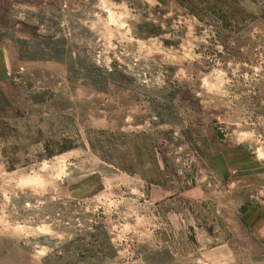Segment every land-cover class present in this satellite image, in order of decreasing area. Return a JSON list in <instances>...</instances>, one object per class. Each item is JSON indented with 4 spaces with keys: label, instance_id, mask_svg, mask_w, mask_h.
Listing matches in <instances>:
<instances>
[{
    "label": "rangeland",
    "instance_id": "obj_1",
    "mask_svg": "<svg viewBox=\"0 0 264 264\" xmlns=\"http://www.w3.org/2000/svg\"><path fill=\"white\" fill-rule=\"evenodd\" d=\"M0 264H264V0H0Z\"/></svg>",
    "mask_w": 264,
    "mask_h": 264
}]
</instances>
